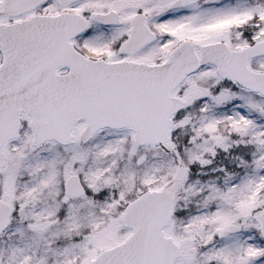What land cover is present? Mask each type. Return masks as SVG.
<instances>
[{"label":"snow or ice","instance_id":"1","mask_svg":"<svg viewBox=\"0 0 264 264\" xmlns=\"http://www.w3.org/2000/svg\"><path fill=\"white\" fill-rule=\"evenodd\" d=\"M0 264H264V0H0Z\"/></svg>","mask_w":264,"mask_h":264}]
</instances>
